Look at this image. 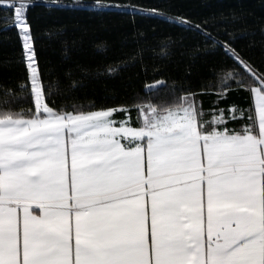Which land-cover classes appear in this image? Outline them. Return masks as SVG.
Returning <instances> with one entry per match:
<instances>
[{
  "label": "snow or ice",
  "instance_id": "snow-or-ice-1",
  "mask_svg": "<svg viewBox=\"0 0 264 264\" xmlns=\"http://www.w3.org/2000/svg\"><path fill=\"white\" fill-rule=\"evenodd\" d=\"M39 2L159 19L173 30L161 56L179 44L222 63L219 82L198 90L162 78L122 100L112 89L79 95L120 65L42 66L43 37L63 26L42 30L29 15L37 0H0V70L23 73L0 80V264H264V70L237 46L246 29L225 22L244 14L194 19L171 0ZM233 91L247 105L220 107ZM206 92L216 107L204 108Z\"/></svg>",
  "mask_w": 264,
  "mask_h": 264
},
{
  "label": "trees",
  "instance_id": "trees-1",
  "mask_svg": "<svg viewBox=\"0 0 264 264\" xmlns=\"http://www.w3.org/2000/svg\"><path fill=\"white\" fill-rule=\"evenodd\" d=\"M93 4L94 0H86ZM132 3L142 4L144 7H167L168 0H131ZM173 11L183 13L194 19L204 17L229 16L233 11L244 14V20L231 25L237 29H246V34L237 39V46L242 54L249 58L257 67L264 70V0H171ZM4 15L0 10V16ZM29 15L32 16L43 29H55L63 26L62 36L51 39L45 35L41 64L53 67L58 73L74 68L77 64L97 66L119 64L120 71L114 78L88 79L87 87L80 90L79 95L102 96L106 89L116 93V99L130 97L134 92L143 88L145 82L165 79L172 83L176 81L190 85L198 90L201 84L211 80L217 84L218 76L214 69L222 63L220 55L213 52L193 55L189 47L179 44L169 48L167 56H161L160 49L165 43L167 34L171 31L166 23L159 19L132 17L128 14H118L105 11L102 14L87 12H68L55 10L49 12L37 0ZM97 42H103L105 49L98 51ZM194 44L195 41H188ZM2 50L5 54L12 53L14 41H6ZM67 56V58H65ZM17 66L4 67L0 70V80L12 82L22 75ZM247 93L231 92L224 105L240 103L246 105ZM202 100L213 104L216 100L214 93L202 95ZM135 116V113H133Z\"/></svg>",
  "mask_w": 264,
  "mask_h": 264
},
{
  "label": "crops",
  "instance_id": "crops-1",
  "mask_svg": "<svg viewBox=\"0 0 264 264\" xmlns=\"http://www.w3.org/2000/svg\"><path fill=\"white\" fill-rule=\"evenodd\" d=\"M202 99V98H201ZM203 101V106H204V108L207 110V109H211V108H213V107H216L217 105H215L214 103L213 104H208V102H204V100H202ZM231 105V104H230ZM247 105V104H246ZM245 105V106H246ZM220 107H227V106H229V105H224V104H220L219 105Z\"/></svg>",
  "mask_w": 264,
  "mask_h": 264
}]
</instances>
